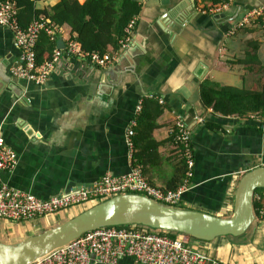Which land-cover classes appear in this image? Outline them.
Here are the masks:
<instances>
[{
    "label": "crops",
    "instance_id": "0c3cea01",
    "mask_svg": "<svg viewBox=\"0 0 264 264\" xmlns=\"http://www.w3.org/2000/svg\"><path fill=\"white\" fill-rule=\"evenodd\" d=\"M58 1L41 0L38 6L49 7ZM226 2L228 7L217 9ZM141 3L127 44L111 53L113 60L104 66L70 55L66 48L67 40L73 39L70 27L59 25L63 33L56 42L62 59L45 84L15 73L21 50L10 29L0 25V134L18 156L16 166L2 172V177L13 187L49 198L92 186L106 174L126 175L139 166L151 184L171 189L172 144L160 146L159 157H146L145 165L133 163L134 131L130 134V130L143 99L153 94L166 110L150 135L167 141L170 124L178 117L193 135L194 165L188 180L176 188L185 189L176 206L230 216L240 178L264 165V124L254 116L214 113L202 100V86L209 82L261 88V25L241 27L233 34L229 30L246 10L264 5V0ZM147 141L144 138L140 145ZM258 196L264 197V191ZM94 204L90 200L30 220L0 219V240L18 242ZM183 236L189 245L223 263L264 264V221L257 218L240 236L210 241ZM114 264L137 263L132 257H122Z\"/></svg>",
    "mask_w": 264,
    "mask_h": 264
},
{
    "label": "built area",
    "instance_id": "2783aa9c",
    "mask_svg": "<svg viewBox=\"0 0 264 264\" xmlns=\"http://www.w3.org/2000/svg\"><path fill=\"white\" fill-rule=\"evenodd\" d=\"M223 3L217 9L228 7ZM215 9V10H217ZM36 19L29 26L23 27L18 19V8L12 0H0V25L10 29L15 45L21 50V63L15 68L17 75L26 77L38 84H45L49 75L61 63L62 50L55 48L51 58L38 62L35 46L42 30L52 39L62 35L61 26L50 24L46 20ZM137 19H133L127 28L128 35ZM260 24L264 31V5L246 10L238 23L229 30L233 34L238 28ZM129 40L122 42L126 45ZM67 52L90 61L93 65L104 66L113 60L110 53L85 51L76 40L68 39ZM151 96H154L151 94ZM163 102V99L160 98ZM179 139L186 147L189 166L194 165L192 157V132L186 122L178 117ZM133 130H130V134ZM131 143V142H130ZM18 162L16 151L0 134V219L12 221L30 220L38 216L55 214L72 206L90 200L108 199L121 193H140L162 203L176 206L184 188L165 190L154 186L145 177L142 169L135 166L122 176L106 174L92 186L70 189L49 198H43L25 189L9 185L2 177V172L13 169ZM261 199V197H256ZM257 221H264V206L256 212ZM142 225L105 226L87 232L69 244L54 250L32 264H114L122 257H132L137 264H227L211 257L207 252L189 245L184 234L172 236L166 230L156 232Z\"/></svg>",
    "mask_w": 264,
    "mask_h": 264
},
{
    "label": "trees",
    "instance_id": "16d2710c",
    "mask_svg": "<svg viewBox=\"0 0 264 264\" xmlns=\"http://www.w3.org/2000/svg\"><path fill=\"white\" fill-rule=\"evenodd\" d=\"M12 1L17 5L18 19L23 27L42 18L50 24L68 25L73 39L79 42L85 51H96L101 55L117 53L121 50L122 42L128 36L127 28L142 10L141 0H84V2L59 0L49 7H39L38 1L41 0ZM57 47L56 40L42 30L35 46L37 61L40 63L51 58ZM202 100L205 105L213 108L214 113L221 116L242 118L254 116L264 124V80L259 89L235 85L215 86L206 82L202 86ZM165 110L166 106L159 103L156 95L143 99L141 111L135 118L133 126V163L134 165H145L146 157H159L160 146L166 142L172 144L171 146H174L172 152L175 155L172 162L175 167L170 181L174 186L171 189H164L174 190L188 180L192 167L188 163L186 147L179 139V128L176 121L170 124L172 131L167 141H157L150 135L153 129L160 125L157 120ZM209 126L212 127V124ZM144 138H148V141L141 146L140 143ZM191 149L194 156L193 141ZM263 191L264 187L259 188L256 193L261 194ZM96 200V203L102 201V199ZM263 206L264 197L255 198V212ZM148 229L152 228L148 227ZM152 231L161 232L162 229H152ZM168 233L172 236L178 234L174 231H168Z\"/></svg>",
    "mask_w": 264,
    "mask_h": 264
},
{
    "label": "water",
    "instance_id": "95a60500",
    "mask_svg": "<svg viewBox=\"0 0 264 264\" xmlns=\"http://www.w3.org/2000/svg\"><path fill=\"white\" fill-rule=\"evenodd\" d=\"M264 187V165L246 171L235 191L230 216L172 206L140 193H121L18 242L0 240V264H32L89 231L105 226L143 225L210 241L245 234L254 224L256 191Z\"/></svg>",
    "mask_w": 264,
    "mask_h": 264
},
{
    "label": "rangeland",
    "instance_id": "374dc122",
    "mask_svg": "<svg viewBox=\"0 0 264 264\" xmlns=\"http://www.w3.org/2000/svg\"><path fill=\"white\" fill-rule=\"evenodd\" d=\"M95 202H97V200L95 201ZM99 202V201H98ZM59 213V212H58ZM56 214V213H55ZM43 217H46V216H43ZM0 222H1V220H0ZM9 230V229H8ZM4 232H7V230L6 231H4ZM0 233H2V230H1V227H0ZM178 234H181V233H178Z\"/></svg>",
    "mask_w": 264,
    "mask_h": 264
}]
</instances>
